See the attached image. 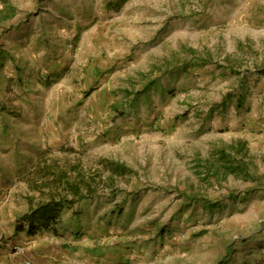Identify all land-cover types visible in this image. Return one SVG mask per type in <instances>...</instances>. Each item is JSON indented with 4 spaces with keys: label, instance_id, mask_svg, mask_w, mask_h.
<instances>
[{
    "label": "rangeland",
    "instance_id": "rangeland-1",
    "mask_svg": "<svg viewBox=\"0 0 264 264\" xmlns=\"http://www.w3.org/2000/svg\"><path fill=\"white\" fill-rule=\"evenodd\" d=\"M42 17L49 45H4ZM263 68L264 0H0V151L22 164L20 138L41 137L27 170H0L1 264H264ZM21 92L64 122L17 136ZM232 146L250 177L212 173ZM53 196L59 227L27 242L58 245L38 258L16 221Z\"/></svg>",
    "mask_w": 264,
    "mask_h": 264
},
{
    "label": "crops",
    "instance_id": "crops-1",
    "mask_svg": "<svg viewBox=\"0 0 264 264\" xmlns=\"http://www.w3.org/2000/svg\"><path fill=\"white\" fill-rule=\"evenodd\" d=\"M21 3H23V1H21ZM17 16H18V14H16L14 16V19ZM40 24L41 25H39L38 29L35 31L38 34H36V35H34L32 37H26L25 34L14 35V33H11L10 38H9L10 41L8 40V41L4 42V45H49L48 36H47V32H48L47 24H48V22L46 21V17H42ZM14 28L17 29V31H21V28H18L16 26ZM43 28H45V29L43 30ZM60 36H61L60 45H63L64 44V42H63L64 36H63V30L62 29L60 30ZM30 59L35 61V59H37V57H33V58L30 57ZM30 95H31V93H30ZM48 96L52 100L57 98L55 103L58 106H60L59 105V101H58V98L60 97L59 95H56L54 93V91H53L52 93H50V95L48 94ZM18 97L21 98V99L18 100V103H20L21 105H18L16 107V109H18V111H19L18 112L19 114L16 117L10 118V122H12V124L15 127L16 131L18 132L17 136L19 135L20 126H22L23 128H27V130H32V129H36L37 127L48 125L51 121H53L55 123H59V124H62L64 122V118L60 117L57 114L58 112H56L54 118H52V119L47 117L46 104L48 102H46V104H41L39 106H35V104H32V105L29 106L28 103L26 101H24V100H26V96L22 92L19 93ZM55 111H57V109H55ZM1 115H2V116H0L1 119H3L4 117L6 118V115L4 114V111L1 112ZM1 136L2 135L0 133V146L3 147L2 142H1L2 141ZM20 139L21 140L19 142H21V143H27V142L31 143V145L34 146L33 150L31 149V150H27V151H23V150L21 151L22 153L20 155H22V156H20V157L23 158V161H24V162H22V164L21 163H15L14 164L9 159L10 155H8V154H10V153L17 154L18 153V151H17L18 148L16 147L15 143H13V145L11 146L12 148H10V152H8V150H6V149L4 151H0V170H2L5 175H7V168L8 167H10L11 170L15 171L16 174H20L24 170H27L28 169L26 167L27 163L30 162V160L32 161V159L35 156V153H30V151H37L39 143L41 141V137L38 136V135H30L27 138L21 137ZM16 141H17V139H16ZM8 164H10L13 168L11 166H9ZM1 175L2 174L0 173V176ZM8 204H10L9 200H5V201H1L0 202V216H2V217H0V220H2L4 218L3 212H5V210L8 208ZM9 206H11V204ZM13 206H14V204H13ZM6 215H7V213H6ZM9 216H11V215L9 214ZM15 219H17L16 216H15ZM58 225L59 224L57 223L54 226H52L51 228L46 229V230H48V231L52 230L53 232H55V230L59 227ZM28 236H27V233L25 231L16 232V236L13 237L12 240H14V238L23 239L24 242L29 245V248L31 250H34V252L36 251L38 253V256H39L38 258H44L42 256V252L44 250H40L39 248L46 247V249L48 251L53 246L58 245L57 244L58 239L55 240L56 236L53 233H51V235H47L46 237L44 236L46 242L40 243L39 247L33 246V247L36 248L35 249V248L32 247L33 241L27 242L28 238H30L32 235H30L29 237ZM1 238L2 237L0 235V239ZM53 241L56 244H50ZM0 244L3 245V246L0 245V250H2V249L3 250H7L6 248L10 246L9 243H3L2 241H0ZM5 246H6V248H5ZM28 251H30V250H28ZM0 257H1V255H0ZM38 258H34V259L37 260ZM40 260H39V262H40ZM0 264H1V260H0Z\"/></svg>",
    "mask_w": 264,
    "mask_h": 264
},
{
    "label": "trees",
    "instance_id": "trees-1",
    "mask_svg": "<svg viewBox=\"0 0 264 264\" xmlns=\"http://www.w3.org/2000/svg\"><path fill=\"white\" fill-rule=\"evenodd\" d=\"M264 73V68L260 70ZM217 158L223 159L224 163L222 168L224 171H221L220 167L212 171V173L219 177L220 175H227L228 173L234 174H243L246 177H250V173L246 168V163H244L240 157L242 151H236L232 146L231 151L226 149H218ZM244 163V164H243ZM111 169L116 173H123L127 171V167L119 163H111ZM81 180L85 182L83 175L79 173ZM58 180L64 182L65 188H69L72 193L79 194L80 198H85V195H81V188L74 185L71 180L68 179L65 175L54 177L52 180ZM68 203V200L64 197H54L46 200L45 202L38 203L34 205L29 212L24 213L18 217L16 221L15 230L16 232L25 231L28 235H35L41 230H46L58 223V220L62 214L65 204Z\"/></svg>",
    "mask_w": 264,
    "mask_h": 264
},
{
    "label": "built area",
    "instance_id": "built-area-1",
    "mask_svg": "<svg viewBox=\"0 0 264 264\" xmlns=\"http://www.w3.org/2000/svg\"><path fill=\"white\" fill-rule=\"evenodd\" d=\"M25 253H26V248L25 247H23V246L17 247L16 254L23 255ZM33 263L34 262L31 259H26L25 262H24V264H33Z\"/></svg>",
    "mask_w": 264,
    "mask_h": 264
}]
</instances>
